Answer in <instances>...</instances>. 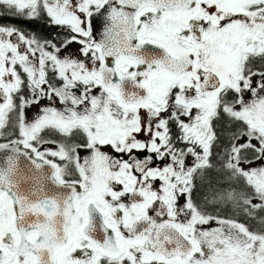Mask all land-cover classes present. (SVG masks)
I'll return each instance as SVG.
<instances>
[{
  "label": "snow or ice",
  "instance_id": "1",
  "mask_svg": "<svg viewBox=\"0 0 264 264\" xmlns=\"http://www.w3.org/2000/svg\"><path fill=\"white\" fill-rule=\"evenodd\" d=\"M5 13L65 35L0 25V264H264V0Z\"/></svg>",
  "mask_w": 264,
  "mask_h": 264
},
{
  "label": "flooded vegetation",
  "instance_id": "2",
  "mask_svg": "<svg viewBox=\"0 0 264 264\" xmlns=\"http://www.w3.org/2000/svg\"><path fill=\"white\" fill-rule=\"evenodd\" d=\"M98 15L100 14L94 15V17L92 18V24L94 32L96 34V39L101 38L105 23V15L101 14L98 19V23L102 24V26L100 28L96 27V17ZM0 25L14 26L21 29L25 33L35 34L39 37H51L56 34H58L59 37H63L65 35V32L61 30L59 26H50L46 17L29 20L24 17L12 16L10 14L5 13L3 15H0ZM79 47L80 46L78 44L74 43L67 49V52L75 53ZM36 111L37 109L35 107L31 108L28 112L29 117H31ZM201 195L202 193L200 192L196 193L197 197H200ZM241 219L243 220V217ZM249 223L253 228L259 227V225H257L255 221H249Z\"/></svg>",
  "mask_w": 264,
  "mask_h": 264
},
{
  "label": "water",
  "instance_id": "3",
  "mask_svg": "<svg viewBox=\"0 0 264 264\" xmlns=\"http://www.w3.org/2000/svg\"><path fill=\"white\" fill-rule=\"evenodd\" d=\"M101 15V14H100ZM100 15H98L97 17H96V20H97V23H96V27H98V28H100L101 26H102V24H99L98 23V19H99V17H100ZM95 26V25H94ZM100 39V38H99Z\"/></svg>",
  "mask_w": 264,
  "mask_h": 264
}]
</instances>
